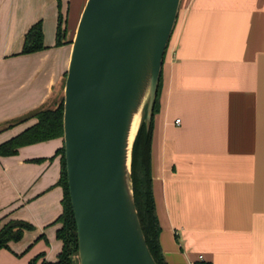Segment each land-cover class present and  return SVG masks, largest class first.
Returning <instances> with one entry per match:
<instances>
[{"label":"crops","instance_id":"crops-1","mask_svg":"<svg viewBox=\"0 0 264 264\" xmlns=\"http://www.w3.org/2000/svg\"><path fill=\"white\" fill-rule=\"evenodd\" d=\"M86 2L0 0V143L37 119L7 122L59 102ZM38 22L46 48L23 54ZM162 74L151 165L167 263L264 264V0H182ZM63 145L0 156V219L34 226L0 264L57 261Z\"/></svg>","mask_w":264,"mask_h":264},{"label":"water","instance_id":"water-1","mask_svg":"<svg viewBox=\"0 0 264 264\" xmlns=\"http://www.w3.org/2000/svg\"><path fill=\"white\" fill-rule=\"evenodd\" d=\"M181 4L87 0L82 11L65 81L63 137L80 264H158L136 204L133 150L154 117Z\"/></svg>","mask_w":264,"mask_h":264},{"label":"trees","instance_id":"trees-1","mask_svg":"<svg viewBox=\"0 0 264 264\" xmlns=\"http://www.w3.org/2000/svg\"><path fill=\"white\" fill-rule=\"evenodd\" d=\"M62 15L57 33V45L65 44L66 30L62 28ZM72 43V40L70 41ZM42 23H36L26 34L23 54H29L45 49ZM163 75V74H162ZM162 75L154 114L158 111L159 97L162 88ZM67 73L65 74L66 81ZM65 86V85H64ZM37 122L18 135L0 143V156H12L19 153L21 147L64 137V97L55 105L48 103L7 122L13 127L29 119ZM153 137V120L149 129L143 124L137 135L133 150V184L136 204L142 227L150 250L158 264H168L161 245L162 226L157 213L153 176L151 165V145ZM61 156L62 174L59 184L64 188L63 213L57 219L61 224L57 230V238L63 242V248L57 261H48L46 254L41 253L31 260L30 264H79L78 235L74 210L72 207L65 160V146L57 150ZM39 161V160H38ZM34 226L23 220H11L2 224L0 219V250L10 249L11 242L20 241L25 231L33 230ZM41 260V262H40ZM196 264H212L201 261Z\"/></svg>","mask_w":264,"mask_h":264},{"label":"bare ground","instance_id":"bare-ground-1","mask_svg":"<svg viewBox=\"0 0 264 264\" xmlns=\"http://www.w3.org/2000/svg\"><path fill=\"white\" fill-rule=\"evenodd\" d=\"M139 124H140V117L137 116L136 119H135V122H134L132 139L134 138V135L136 134V131H137L138 127H139Z\"/></svg>","mask_w":264,"mask_h":264},{"label":"rangeland","instance_id":"rangeland-1","mask_svg":"<svg viewBox=\"0 0 264 264\" xmlns=\"http://www.w3.org/2000/svg\"><path fill=\"white\" fill-rule=\"evenodd\" d=\"M64 85H65V80H64ZM64 90H65V86L62 87V90L60 92V98L58 99L59 101L62 99V97H64ZM2 224H5V223L2 222ZM78 259H79V256H78ZM78 262L80 264V261H78Z\"/></svg>","mask_w":264,"mask_h":264},{"label":"built area","instance_id":"built-area-1","mask_svg":"<svg viewBox=\"0 0 264 264\" xmlns=\"http://www.w3.org/2000/svg\"><path fill=\"white\" fill-rule=\"evenodd\" d=\"M178 123H180V120H177Z\"/></svg>","mask_w":264,"mask_h":264}]
</instances>
